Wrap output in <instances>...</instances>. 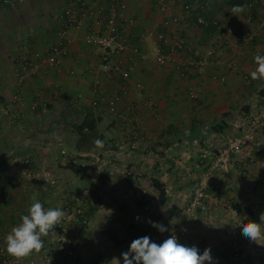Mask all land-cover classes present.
<instances>
[{
	"label": "crops",
	"instance_id": "crops-1",
	"mask_svg": "<svg viewBox=\"0 0 264 264\" xmlns=\"http://www.w3.org/2000/svg\"><path fill=\"white\" fill-rule=\"evenodd\" d=\"M2 1L0 249L6 250V235L21 222L20 217L27 214L34 201H40L45 208L74 206L83 189L89 188L88 224L70 227L77 239L81 264H101L104 253L109 264H117L116 260L123 264L121 254L134 239L161 233L149 221L165 222L171 230L169 220L182 214L201 175L196 164L207 142L214 141L219 148L226 136L249 134L264 146V126L255 128L248 121L257 103L264 101V80L250 77L256 67L254 56L264 55V36L249 44L222 49L220 63L200 75L183 78L172 63L138 60L130 79L121 82L106 76L99 58L86 45L91 31H105V15L99 6H106L107 0H84L86 7L77 9L82 11L83 23L67 29L69 53L59 67L48 64L46 56L59 41L67 0H18L13 6L3 5ZM182 1L185 0H179L168 14L181 13L178 6ZM232 1L243 6V11L233 13ZM251 1H258L260 7L249 10ZM158 2L128 0L122 32L131 49L152 51L156 39L142 41L141 35L145 26L162 29L165 15L159 11ZM209 6L206 14L210 19L218 17L243 33L258 30L259 20L264 17V0H211ZM194 14H183L187 34L197 45L210 46L212 36L199 30ZM250 14L254 15L252 22L247 20ZM127 19H134V26H126ZM25 48H29L34 61H39L40 69L23 87L27 105L20 107L13 104V96L17 62ZM240 66L244 73L239 71ZM215 73L225 75L226 81L214 80ZM97 84L100 93L95 92ZM203 84L207 89H202ZM116 89L122 94L119 113L136 118L135 125L126 124L109 111L108 100ZM190 89L198 91L199 97L191 99ZM38 92L49 105L31 112L28 104ZM149 99L154 107L145 106ZM7 108L21 112L22 119L15 122L5 116ZM53 112L60 117L55 119ZM87 117L97 127L91 133L93 139L83 144L75 127ZM56 124L59 129L53 128ZM96 139L104 141L103 149L93 148ZM132 142L137 144L134 152L130 150ZM111 144H115L114 148ZM30 157H34L32 165H25ZM97 158L106 164L99 182H93L92 170L85 168V163L90 165ZM70 162L77 168H72ZM177 163L183 169H176ZM211 184L218 185L231 205L239 207L243 221L248 216L246 210H250L253 220L260 222L264 213V167L232 161L227 172L213 176ZM191 218L192 240L186 246L197 247L201 254L210 248L214 263L228 259V250L240 246L241 251L251 253L255 260L251 264H264V245L244 237L242 229L232 225L226 210L214 201L209 202L207 211H197ZM54 231L56 234L44 238L40 253L21 259L20 264H68L56 250V227Z\"/></svg>",
	"mask_w": 264,
	"mask_h": 264
},
{
	"label": "built area",
	"instance_id": "built-area-1",
	"mask_svg": "<svg viewBox=\"0 0 264 264\" xmlns=\"http://www.w3.org/2000/svg\"><path fill=\"white\" fill-rule=\"evenodd\" d=\"M179 0H159L158 9L165 15L162 29L156 26H145L141 35V40L156 39V43L151 52H142L137 48L131 49L130 41L122 32V22L124 21V11L127 9L128 0H107L106 6H99L101 12L105 15V31L97 33L91 31L86 37V45L89 52L97 56L100 60L102 70L109 79H118L126 82L130 79L132 72L137 66L138 60L153 62L163 65L172 63L175 65L179 74L183 78L189 75L203 74L209 67L218 65L221 61L220 51L231 47L233 44L242 46L254 42L258 37L264 36V17L260 18L258 30L249 32H239L233 26L226 25L218 17L207 19L205 14L210 9L211 0H185L178 6L181 13L168 14L170 9L177 5ZM15 0H4L7 5H14ZM86 7L84 0H67V6L64 10L65 25L58 32L59 41L54 44L48 51L46 60L51 66L59 67L62 58L69 53V41L67 38V29L69 27H79L83 20L78 8ZM247 7L249 10L259 8L258 1H251ZM83 10V9H82ZM197 13L196 25L202 27H212L215 30L211 33L212 44L210 46H199L191 39L185 26L186 18L184 15ZM92 14L91 11H88ZM254 15L250 14L247 18L252 22ZM126 26H134V19L125 20ZM131 49V54L128 51ZM32 53L29 48H25L23 54L17 62L16 68V84L13 96V104L25 107L26 98L22 92L25 84L38 73L40 69L39 61L32 59ZM36 56V55H35ZM118 58L113 61L114 58ZM239 71L244 73V67L240 66ZM212 78L216 81L225 82V75L212 74ZM247 82L250 81L245 75ZM202 89H207V85L203 84ZM95 92L100 93V86H95ZM189 97L196 99L199 92L190 89ZM122 100L120 90H114L108 100V108L111 113L126 124L135 125L136 118L119 113L118 106ZM48 101L42 97V93L38 92L35 99L28 104L31 112H36L48 107ZM145 106L154 107L155 103L149 99L145 102ZM4 114L20 120L22 114L17 111L5 109ZM249 123L255 128L264 126V101L257 103L256 109L249 115ZM133 138H137L136 135ZM115 144H111L114 148ZM132 152L137 150L136 142L130 145ZM240 164H251L258 167H264V146L254 139L251 135L242 136H226L221 147H217L216 142L209 141L206 146L200 150L199 161L196 168L200 170L201 175L196 180L193 187L192 196L184 208L182 214L176 218L169 220L171 230L165 233L151 232L150 236L156 243H162L171 235H175L178 241L184 245L192 240V215L197 211H207L209 202H215L226 210L228 219L235 227L242 229L239 225L244 223L241 219V211L238 206L231 205L229 200L220 192L218 185L211 184L213 176L219 173L227 172L231 162ZM105 162L100 158L91 164L92 180L99 182L101 173L105 167ZM176 169H183L180 163L176 164ZM89 196V188H84L80 196L76 199V205L62 204L60 207L66 212V217L60 226H56L57 235L55 239L56 250L60 257L68 264H81V256L78 251L77 239L70 232V227L75 223L85 226L88 224L87 217V201ZM174 220L177 223H171ZM165 225V222L161 223ZM264 245V239L258 241ZM246 252L241 251L240 246H235L231 261L238 263L243 261ZM105 259L101 264H109L108 256L104 253ZM21 259L17 260L10 256L4 248L0 249V264H20Z\"/></svg>",
	"mask_w": 264,
	"mask_h": 264
},
{
	"label": "clouds",
	"instance_id": "clouds-1",
	"mask_svg": "<svg viewBox=\"0 0 264 264\" xmlns=\"http://www.w3.org/2000/svg\"><path fill=\"white\" fill-rule=\"evenodd\" d=\"M243 11V6H233L232 12ZM255 69L250 72L252 80H264V55L254 56ZM93 144L103 149V140L96 139ZM66 212L61 208H45L40 201H34L27 209V214L20 217V223L14 226L5 237L7 253L19 260L40 253L44 249L45 239L56 234L54 229L60 226ZM138 219V217H137ZM153 228L164 233L168 228L160 223L149 221ZM177 223L174 220L171 222ZM242 235L250 241L257 242L264 239V213L260 222L248 220L239 225ZM123 264H214L211 249L206 248L201 254L195 246L180 243L175 235L169 236L162 243H156L149 236L134 239L129 249L121 254ZM120 264L119 260H116Z\"/></svg>",
	"mask_w": 264,
	"mask_h": 264
},
{
	"label": "trees",
	"instance_id": "trees-1",
	"mask_svg": "<svg viewBox=\"0 0 264 264\" xmlns=\"http://www.w3.org/2000/svg\"><path fill=\"white\" fill-rule=\"evenodd\" d=\"M230 4L233 5V6L239 5L238 3H236V1H232V2H230ZM194 16H195L194 19H195V22H196L197 21V13L196 12H195ZM205 16H206L207 19L211 20L207 16V14H205ZM202 29L204 31H206V33L208 32L210 34L215 30L211 26L210 27H202ZM96 127H97V125H96L95 121L93 119L88 118V117L80 125H78L77 127H75V129L77 130L78 135L80 137L79 142L85 144L88 141H90V139H93L91 137V133L96 131ZM93 148H96L95 145L93 146ZM69 164L71 165L72 168H74V169L77 168L73 164V162H70ZM78 169H80V168H78ZM32 183H35V180H32ZM155 183H156V181H155ZM246 211H247V215L248 216H247V219L244 221V223H246L248 220L254 221L253 220V216H254L253 213L250 210H246Z\"/></svg>",
	"mask_w": 264,
	"mask_h": 264
},
{
	"label": "rangeland",
	"instance_id": "rangeland-1",
	"mask_svg": "<svg viewBox=\"0 0 264 264\" xmlns=\"http://www.w3.org/2000/svg\"><path fill=\"white\" fill-rule=\"evenodd\" d=\"M16 2H15V4L16 3H18V0H15ZM3 2V5H7V4H5L4 3V0L2 1ZM14 4V5H15ZM10 6H13V5H10ZM55 116L54 118L55 119H57V118H59L60 117V115H59V113H52V115L51 116ZM5 116H7L6 114H5ZM7 117H9L10 119H12L13 120V118L12 117H10V116H7ZM22 117L23 116H21V118H20V120L22 119ZM20 120H18V121H15V120H13V121H15V122H19ZM54 120V119H53ZM75 126H77V125H75ZM59 124H56V125H53V128H58L59 129ZM63 127V129H65L66 128V126H62ZM67 129V128H66ZM67 131H70V130H67ZM34 159V157L32 158V157H30V158H27L26 160H28V162L27 163H25V165H28V166H30V165H32V160ZM34 161V160H33ZM85 168H92L91 167V164L90 165H88L87 163H85ZM259 248H260V250L262 249V246L260 245L259 246ZM234 249V248H233ZM245 249H243V251H244ZM229 252V255H228V259H226V260H224L223 262H221V263H218V262H216V263H214V264H239V263H242V264H245L246 262H248V263H253L255 260L254 259H252L251 257H250V254L251 253H246V255H245V257H244V259H243V261H241V262H238V263H234V262H232L231 261V255L233 254V251H231V249H229L228 250ZM231 252V253H230ZM245 252V251H244ZM259 258V257H258Z\"/></svg>",
	"mask_w": 264,
	"mask_h": 264
}]
</instances>
